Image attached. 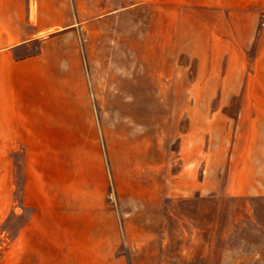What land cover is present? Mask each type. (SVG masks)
Masks as SVG:
<instances>
[{"label":"rangeland","instance_id":"1","mask_svg":"<svg viewBox=\"0 0 264 264\" xmlns=\"http://www.w3.org/2000/svg\"><path fill=\"white\" fill-rule=\"evenodd\" d=\"M76 4L99 137L49 144L45 181L128 264H264V0Z\"/></svg>","mask_w":264,"mask_h":264},{"label":"crops","instance_id":"2","mask_svg":"<svg viewBox=\"0 0 264 264\" xmlns=\"http://www.w3.org/2000/svg\"><path fill=\"white\" fill-rule=\"evenodd\" d=\"M78 14L76 0H0V264H128L105 206L59 199L42 176L49 144L99 137Z\"/></svg>","mask_w":264,"mask_h":264}]
</instances>
